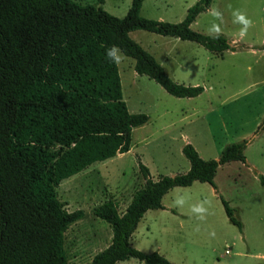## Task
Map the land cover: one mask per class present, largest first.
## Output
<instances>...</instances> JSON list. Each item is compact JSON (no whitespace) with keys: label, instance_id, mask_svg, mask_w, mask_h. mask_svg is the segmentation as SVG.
<instances>
[{"label":"trees","instance_id":"trees-1","mask_svg":"<svg viewBox=\"0 0 264 264\" xmlns=\"http://www.w3.org/2000/svg\"><path fill=\"white\" fill-rule=\"evenodd\" d=\"M141 2L130 0L126 13L116 17L73 0H0V264H68L63 233L82 211H66L56 187L88 165L128 151L132 128L146 122L145 114L130 113L122 100L108 48L118 46L133 59L136 74L152 79L169 95L194 97L201 86L173 81L128 33L140 29L193 41L212 53L241 47L221 34L190 28L211 0H197L175 23L141 17ZM263 128L264 117L253 134ZM248 141L225 145L215 159H202L186 143L181 151L189 168L171 176L152 179L139 163L143 182L123 212L109 199L93 208L109 225L111 238L88 264L129 258L173 264L155 251L145 253L130 245L142 214L162 208L161 197L174 186L199 181L216 191V168L230 160L244 163ZM218 197L227 220L240 232L232 208Z\"/></svg>","mask_w":264,"mask_h":264},{"label":"rangeland","instance_id":"rangeland-1","mask_svg":"<svg viewBox=\"0 0 264 264\" xmlns=\"http://www.w3.org/2000/svg\"><path fill=\"white\" fill-rule=\"evenodd\" d=\"M73 1L99 7L116 17H122L130 5V0ZM196 1L142 0L139 15L175 23ZM263 4L264 0H211L208 8L190 23L194 31L221 34L241 46L222 57L193 41L140 29L128 33L173 81L204 85L206 89L194 97H174L152 79L136 74L132 58L124 55L126 59L116 64L121 98L128 111L143 113L147 120L132 128L128 151L94 162L61 180L56 187L57 200L66 211H82V217L70 223L63 233L68 264H88L95 253L109 244L110 227L93 214V208L109 199L121 213L132 193L142 185L139 163L152 179L184 172L188 167L181 151L184 144L189 143L202 159H215L225 145L236 142L239 135L261 122ZM237 13L244 16L245 22L237 21ZM208 193L207 184L172 187L161 198L162 208L142 214L129 237L130 245L145 253L155 251L173 264H255L254 254H264L261 221L253 220L245 205L232 200L229 207L241 223L239 232L227 220L219 198L213 201ZM116 264L141 262L129 258Z\"/></svg>","mask_w":264,"mask_h":264},{"label":"crops","instance_id":"crops-1","mask_svg":"<svg viewBox=\"0 0 264 264\" xmlns=\"http://www.w3.org/2000/svg\"><path fill=\"white\" fill-rule=\"evenodd\" d=\"M263 5L262 8L264 9ZM231 41L233 42L234 39H232ZM242 44L245 46H249L244 43ZM228 52L230 53L233 51L224 50L222 52H217V54H214L216 56L222 57L223 54ZM195 85L196 84L191 86ZM201 87L202 92H204L206 89L205 86L202 85ZM257 124L258 122H256L255 125L251 127V129L244 132L242 135H239V139L236 141L239 142L244 139L249 140L247 145L243 149L244 163L238 160H230L219 165L216 168L213 175V182L215 184L216 191L206 182L192 181V183L187 186L196 183H200L201 185L207 184L209 186L208 195L213 199V201L216 198L218 199V195H220L227 202L228 205L230 202H232V200L235 202L242 203L251 212L253 220L255 218L261 221L259 223V226L264 227V217L262 216V214L264 213V181L261 183L257 177V174H260L264 178V128L254 135L252 131L255 130ZM188 168L189 163L187 169ZM232 196H234L235 199H231ZM201 198L202 196L199 197L200 200ZM254 259L255 264H264V254H254Z\"/></svg>","mask_w":264,"mask_h":264},{"label":"clouds","instance_id":"clouds-1","mask_svg":"<svg viewBox=\"0 0 264 264\" xmlns=\"http://www.w3.org/2000/svg\"><path fill=\"white\" fill-rule=\"evenodd\" d=\"M236 15V19L239 22H245V18L242 14H235ZM250 23V22H247ZM245 30L242 29V34L244 33ZM106 56L107 58L114 64H120L122 63V61L124 59H126V57L123 55V53L121 52V50L119 49L118 46L113 45L112 47L108 48L106 51ZM197 211H202V209L197 208Z\"/></svg>","mask_w":264,"mask_h":264},{"label":"built area","instance_id":"built-area-1","mask_svg":"<svg viewBox=\"0 0 264 264\" xmlns=\"http://www.w3.org/2000/svg\"><path fill=\"white\" fill-rule=\"evenodd\" d=\"M263 7H264V5H263Z\"/></svg>","mask_w":264,"mask_h":264}]
</instances>
